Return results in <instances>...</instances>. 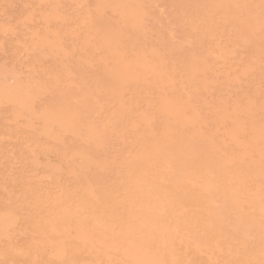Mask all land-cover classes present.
Instances as JSON below:
<instances>
[{
    "label": "bare ground",
    "instance_id": "obj_1",
    "mask_svg": "<svg viewBox=\"0 0 264 264\" xmlns=\"http://www.w3.org/2000/svg\"><path fill=\"white\" fill-rule=\"evenodd\" d=\"M59 1L60 0H58L57 3ZM166 1L169 2V0ZM173 1L175 3L174 5L178 6V8L182 11L189 10V5L195 6V8H201L203 5V8L205 6L207 8L209 2L210 4H213L214 1L216 3L221 2L223 5L222 7L225 8V14H227L226 11H229L228 13H230L236 9L243 14L245 29H251L252 27L250 25H254L253 30L247 31L243 36H240L239 41L242 42L243 48L247 46L249 49L250 46V48L254 49L258 54L260 50H264V0L253 1L257 2L259 5L256 6L258 7L257 11L252 10L253 13L251 10H249L253 4L251 0H239V3L238 0ZM94 2L96 11L95 17L96 15L101 17L102 15L107 16V14L104 15L103 13L104 8L112 10L116 13H114V16L117 15L114 20L116 21L119 19L120 22L123 21L125 27L127 26L133 31L132 33H134V37L143 36L144 31H146L145 29L148 27V25L150 26V24L145 21L148 24L146 27L144 20L145 17L148 16L147 14L150 12L149 7L153 3V0H96ZM14 4L15 3L12 2L13 7ZM153 7L158 8V11L161 9L159 6ZM232 7L235 9L232 10ZM175 9L172 8V10ZM162 10H164V8ZM167 10L170 11V9ZM208 10L209 9L205 11ZM41 12L42 10L40 13ZM208 12L206 13L209 15L210 13ZM57 14L58 13H56V10L53 8V10H50V12H44L38 15H42L43 18L44 16H47L48 18L50 15L53 18L58 17ZM162 15L163 13H161V16ZM172 15L174 16V14L171 13V16ZM32 16H34V14H32ZM29 17L28 19L30 20ZM82 17L83 20L86 21L87 18L85 19L84 16ZM211 17L212 16H210V18ZM35 18H37V16H35ZM89 18L90 16L88 19ZM152 18L153 17L149 19V22H152ZM194 18L196 19L197 17ZM204 18L206 22V16ZM224 19H226V17H224ZM25 20L27 21V19H24V21ZM114 20H110L109 18V20H106V22L99 21L98 25H100V29L97 40H99L101 44L100 47L104 53H102V56H98V64L95 63L96 60L94 61L95 66L92 64L94 68L91 66V59L90 66H88L89 64L87 62L86 64L88 65L85 66H83L85 63H83V65L80 63V73L82 74V71L85 72V70H88L91 72V79L86 76V72L88 71L83 74H86L85 76L78 75L76 82H78L79 78L82 86L80 85L78 88H75V86L73 88L72 84L74 82L72 81L70 88L72 87L75 90H72V88L69 90L65 88V86L62 87L60 83V80L63 82V80H66V78L72 76L75 77L77 73L76 72L73 74L74 72L72 68L70 67V70V68L64 64L66 62H64L60 56L58 58L59 61H57L60 62L59 74L55 76L53 73L52 75L54 76H52L50 80L43 77L47 75L39 76L41 73L43 74V70L41 73H39L38 77L33 75L36 76V79L33 77H24L23 79L20 76L22 72L19 73L21 70L19 68L18 70L20 71L16 70L17 66H15L14 69L9 64L8 65L11 67H7L4 64V61L3 63L0 62V103H3L8 107L10 116L8 113L6 114L9 116V119L11 118V120H14L15 123L18 122V126L21 124L20 126L27 128L25 130L29 129L27 132L30 133L28 135H31L29 138L31 142L29 143L27 141L28 144L24 143V146L25 144L26 146L23 150L26 151L28 158H26V166L23 164V169L20 170V173L18 174L11 172L12 170L9 167L10 165L8 166L5 164L9 167L6 170L1 169L3 166H0V187L6 189V191L4 190V194H0V242L2 243H0V258H13L15 256L14 253L16 250H25L26 253L30 249H33L35 253L33 254L35 256H33V260L37 257V259L42 261V264H191L192 260L195 261L196 264H203L202 261L205 262V264H214L215 261H220L222 264H264V101H262L264 99H261L263 103L261 102L262 104L260 105L258 104L259 102H256L259 105L258 106L256 104V106L259 108V112L261 114L263 113L261 117H257L255 115L257 112L254 115L252 113L248 114L246 111L251 110V107L248 105L245 107L246 105L243 104L244 102L241 104L237 103L240 106L242 105L240 109L246 108L244 112L250 115V117L248 116L249 119L247 118V120H249L248 124L250 125L248 129H251L253 138L251 140L250 136L247 137L249 143L248 147L245 146L243 141L239 142L238 133L243 131L242 127H244V125L243 123L241 124V117L237 118V120H234L235 122L232 123V127L229 132L232 137L229 136V138H233L234 145L240 146L241 151L238 149L240 153H237V150L233 151L229 148H226L222 144L218 143L216 139L213 141L211 139L212 136H208L211 133L207 134V132H204V134L202 132L203 129L200 131L199 128L201 127H197V124H199L200 120H202V117L200 118L197 115H201L203 113L201 110L202 113L199 114L201 107L198 109V107L196 108L195 106V108L190 110V106L193 107V105L190 103L187 105V102H185L184 99L181 100L180 97L178 100L179 92L177 94L176 92L173 94V96L177 95V99H175V96V98H172L173 96L171 93L170 96H172V100L163 99L161 103H158V107H156V105H153L154 107L151 106L154 109L156 107V110L152 108L151 112H144L141 110L139 113H133L135 112V109L131 107L132 103H130V105L128 102H124L125 100L123 97L126 99V96L122 94L124 87L128 85V83L129 85L130 83L133 85V83L136 82H138L137 84H142L140 81L143 80L145 75L148 73H150L149 75H152L151 77H153L154 70L150 64H148L150 61L147 62V56H152L154 60L160 61L162 57H159V55H162V50L165 49V51L167 50L168 52L175 54L178 51L175 52L174 49H182L181 52L179 51L180 54L178 56L181 58L180 60H182V63L183 60H186V65L184 64V66L180 63L179 65H181V67L184 66L186 70V77H189V79H186L185 77L187 81L184 82V84L190 82V85L194 88V90L198 89L197 87L195 88V86L199 85L201 86L199 87V90H204L203 93H205L210 89L208 88L209 86H207L208 82L207 84L204 83V79L206 80L204 74L207 73L208 65L210 63L209 58H211L210 56H212V54L216 56L215 53L217 52H213L215 47L209 43L211 42V38L207 43V46H204V42H207L209 38H207V40L205 39L206 41L201 39V43L203 40L204 45L202 46L201 44V46L199 45L200 47H198V44L193 45L191 43V35L189 37V35H187L188 33L183 34L184 42H188L192 47L188 43H186L187 46L183 43L185 46L183 47L182 43L177 44L176 42V44L171 42V44L173 43L174 45L170 44L168 46V43H164L165 40H161L162 31H160V28H152L153 30H156V37H153L155 40H151L152 43H146L147 40L149 41L150 37L148 39L146 37L147 40H144V38L143 41L145 42H142L146 43L144 48L141 46L142 49L140 48V51L137 50L136 52H132V54L128 53V55L125 53V51H127L126 49L129 48L125 49L124 47V42L126 43V41L122 42L124 36H127L124 34L126 31L125 27H122L124 31L121 30V28L118 27L119 23H116L117 21L115 22ZM176 20L178 21V18ZM186 20L184 22H186ZM43 21L45 23L47 19ZM0 22L2 21L0 20ZM168 22L170 23V21ZM192 23L195 22L192 21ZM184 24L186 23H183V25ZM96 25L93 27L98 26ZM198 25L200 26V24ZM89 26H91V23ZM214 26H212L211 30ZM0 27L2 26L0 25ZM65 27H69V25ZM74 27H76L75 24ZM209 27H202L200 33L202 34L203 32V35H201L198 31L197 32L203 37L206 35L205 33ZM164 28L166 29V27ZM1 29L2 28H0V30ZM152 29L150 30L151 32ZM187 29H185V31ZM49 30H51V27ZM89 30L91 31V29ZM69 31L71 32V29ZM93 33L95 34V32ZM148 33L146 36H150ZM166 33L170 35L169 32ZM17 34L20 35V33ZM34 34H36L35 31ZM56 34H54L52 31L51 34L43 33L41 36H39V34H37L38 36L36 35L37 37L34 42V47L39 50V56L45 58L47 55L49 57L52 55L54 60V57H56L59 53H62L61 57L63 56L64 59L70 57L69 54V57H64V53H67V51L69 52V50L64 51L65 48L62 49L64 44L62 45L61 43L64 42L61 41L65 38V36L60 37V39L62 38L60 41ZM213 36L215 37L216 33ZM164 37L167 38L166 34ZM256 37L258 40H256ZM84 38L86 37L84 36ZM195 39H197V37H195ZM88 40H85L84 42L88 44ZM129 40L130 39H128V41ZM2 41H5V39H2ZM181 41H183V39H180V42ZM197 41L199 43V40ZM236 42L237 41H235V43ZM89 44L91 43L89 42ZM89 44L86 46L89 47ZM92 44L93 47H90L94 48V41ZM216 45L219 46L220 44L218 45L217 43ZM134 46L136 48V45ZM128 47H130V45ZM222 47L224 48L225 46ZM133 48L134 47L129 50H132ZM224 49H226V47ZM92 50L90 55L93 53ZM2 51L3 50H1V52ZM90 55L88 54L87 57L89 58ZM175 55L171 56L174 58ZM217 55L219 57H216L219 58L220 61L221 55L219 53H217ZM94 56H96L95 53ZM254 57L255 56H253V58ZM212 58L214 59V56H212ZM56 60L57 59H55V61ZM248 61L253 62V60ZM11 62L10 64H12ZM78 62H76V65H78ZM249 62H247V65L250 64ZM261 62L264 64V60ZM259 63L255 64L253 62L252 64L256 66L260 65ZM29 65L27 66L29 67ZM56 65L58 64L56 63ZM31 66L35 67L34 64ZM83 67L84 70H82ZM181 67L179 69H181ZM244 67H242V71L245 73ZM80 68L78 67L77 69L79 70ZM173 68L175 67L173 66ZM184 68L182 67L183 70ZM247 68L248 67H246V69ZM179 69H177L178 72L180 71ZM34 70L37 71L36 69ZM162 70L164 71V69ZM168 70L167 72H169ZM255 70L256 67L254 72ZM31 71V74L29 75L32 76ZM52 71L53 70H51V72ZM46 72L49 75L50 71L48 70ZM184 72L185 71H180L181 74L183 73L185 75ZM59 75H63V79L58 78V80L57 76L60 77ZM159 75L162 77L161 74ZM253 75L255 74L253 73ZM79 76H83L89 80L87 79L86 81V79L84 80L82 79L83 77L80 78ZM179 76L182 78V80L184 79L180 74ZM49 77L50 76H48V78ZM74 77H72V79ZM180 77L179 79H181ZM174 78L177 79L176 76ZM259 78H261V76ZM229 81L227 80V82ZM68 82H70V80ZM149 82H151L153 85L152 81ZM235 82L237 83V81ZM159 83H161V81ZM167 83L169 84V82ZM161 84H164V82ZM173 84L174 83L172 82V86L175 85ZM67 86L68 85H66V87ZM140 86L139 87L142 88L143 84ZM222 86H225V84ZM152 87H154V85ZM191 90L188 89L190 92ZM199 90L198 92H200ZM225 90L227 91L226 88ZM145 92L147 94V91ZM140 94L141 92H139V95ZM224 94L222 96H224ZM156 95H158V90ZM166 95L168 96V94ZM210 95L212 94L210 93ZM104 96H109L116 104V108L113 106L111 109V114L113 117H111V115L108 113L110 117L107 116L108 119L104 117L106 120L102 117V113L105 111H101L105 108V106L102 108L104 105L103 100L105 101ZM133 96V100H135V95ZM133 96L131 98H133ZM167 96L162 97L167 98ZM184 97L185 96H183V98ZM108 98L106 99L108 100ZM151 98L154 99L153 101L150 100L154 104L157 98L156 96ZM257 98L256 100H259ZM137 99V103L142 101H140L138 97ZM145 99L147 100V97H145ZM221 99L223 100L225 97ZM221 99H218V101ZM37 100L39 101V105H36L38 102ZM128 100L130 101L129 97ZM186 100H188V97ZM209 102L210 101L208 100V103ZM202 103L204 104V102ZM137 105L134 108H137ZM3 106L2 108H4ZM143 106L145 107V105ZM233 106L240 107L234 104L232 107ZM253 106H255V104ZM109 107H111V105ZM219 107L221 106L219 105ZM138 108H142V106L140 105ZM211 108H214L215 110V108H217L216 104H213ZM226 108L225 110L229 109ZM111 110L109 108L108 112ZM147 110L150 111V109H146V111ZM225 110L224 112L222 110L218 111V114L220 115L218 121L219 123L222 122L225 116ZM235 110L237 111V108H234V112ZM232 112H230V114ZM234 114H236V112ZM237 114L240 116L239 112H237ZM4 116H1L0 118H4ZM226 116L225 119L228 118ZM241 116L243 117L244 115ZM101 117L106 122H104ZM229 119L231 121L232 117H229ZM161 120H164L165 123L158 122ZM5 122L7 121L5 120ZM36 122L38 123V127H35ZM121 123L124 124L125 127L129 126L132 128V130L134 129L133 136L130 134V131V135L128 134L132 137L131 140L129 138L130 144L127 143V141L125 142L127 137L124 135H127L125 134L127 130L123 131L124 128L119 125ZM9 125L11 126L12 124H8V126ZM157 125L159 127H157ZM15 126L17 127V123ZM129 127L127 128L129 129ZM223 128L225 127L223 126ZM246 129H244V133ZM0 130L3 132L2 129ZM19 130H21V128ZM24 133H22L20 136H23ZM244 133L242 135H244ZM10 134L12 133L10 132L9 135ZM249 134L250 133L247 135ZM39 136V143L40 145L45 146V148L42 146V148L39 146H34L37 141V137L39 138ZM13 138L15 137L13 136ZM227 138H225L226 143H228ZM25 139L27 140L26 137ZM19 140L20 139L17 141ZM226 143H224V145ZM51 149L52 151H50ZM235 149L237 148L235 147ZM1 150L2 149H0V151ZM25 151L23 155L25 154ZM242 152L243 154L245 153L244 155H246L247 159L245 156H243V154H241ZM16 155L18 154L16 153ZM20 156L21 155H19V158ZM14 160L15 159H13V161ZM38 175H40V177L55 179H61L64 177L65 184L64 186H60V192L58 191L59 193H57L55 196L48 197L49 195H46V188L38 183L39 181H33V178H37ZM15 228H24L27 232V238L20 241V244H17L16 242L17 238L14 231ZM18 238L20 237L18 236ZM173 239H178L180 242H178L179 245L182 244L181 242L186 243H184L183 250H178L177 247V249L174 247L175 242H172ZM4 245H7L8 249H6ZM77 248L83 252L85 257L80 254L79 250L74 251V249ZM187 249H190L192 253H189V250L187 251ZM203 255L205 260L201 261ZM37 263H39L38 260L36 261V264Z\"/></svg>",
    "mask_w": 264,
    "mask_h": 264
},
{
    "label": "rangeland",
    "instance_id": "obj_2",
    "mask_svg": "<svg viewBox=\"0 0 264 264\" xmlns=\"http://www.w3.org/2000/svg\"><path fill=\"white\" fill-rule=\"evenodd\" d=\"M22 1H23V3H22ZM58 1V0H57ZM57 1L56 0H0V20L2 21V22H0V25L2 26V27H0V28H2L1 30H0V42L2 41V39L4 40L5 39V41H2L1 42V45H0V62L1 63H3V61H4V64L7 66V67H11L12 66V68H14L15 69V66H17V68H16V70H18V68L21 70H18V71H20L19 73H21L20 74V76H21V78H23L24 79V77L25 78H34V79H36V76L38 77V75H39V73H41L42 72V70H43V74L41 73L39 76H43V75H47V76H43L45 79H48V80H50L51 79V77L52 76H56V75H58L59 74V69H60V67H59V64H60V62H57V61H59L58 60V58H59V56H60V58H62V60H64V62H66V63H64V64H66L67 65V67H71L72 68V70H73V74H75L76 72V75H75V77L74 76H72V77H74L73 79H72V77H69V78H66V80H63V82H61V80H60V83H61V85H62V87H64L65 86V88H67V89H71L70 88V84L72 83V81L74 82L72 85H73V88L75 87V88H78V87H80V85H81V83H80V81H79V78H78V82H76L77 80V77H78V75H83L86 71H88V70H85V72L84 71H82L83 73L81 74L80 72V70H81V68H80V63H82V65H83V63H85L83 66H85V65H88V66H90V59H91V61H92V63H91V66H92V64H93V66H95V63H97L98 64V62H97V58H99L100 56H102L103 54L102 53H104L103 52V50H102V48L100 47V42H99V40H97L98 38V34H99V29H100V25H98L99 24V21H103V22H106V20H109V18H110V20L112 19V20H114L116 17H117V15L116 16H114L116 13L115 12H113L112 10H110V9H108V8H104V10H103V13H104V15L105 14H107V16L105 15V16H103L102 15V17L101 16H97L96 15V17H95V14H96V11H95V2L94 1H96V0H60L58 3H57ZM79 1V2H78ZM156 1V2H155ZM173 3H172V2ZM214 1V0H213ZM234 1V0H233ZM241 1H243V0H241ZM253 1H256V0H251V2H253ZM12 2L13 3H17L16 5L14 4V7L12 6ZM7 3H9V4H7ZM20 3H22V4H20ZM27 3V4H26ZM30 3V4H29ZM57 4V6H56V4ZM160 3V4H159ZM162 3V4H161ZM238 3H239V0H238ZM32 4V5H31ZM54 4V5H53ZM94 4V5H93ZM154 4V5H153ZM159 4V5H158ZM175 3H174V1L173 0H169V2L168 1H166V0H164V2H163V0H153V3L150 5V7H149V14H147L148 16L147 17H145V20H144V22L146 21L148 24H150V26L145 22V26L147 27V25H148V29L146 28L145 30L146 31H144V35H145V37H144V35L143 36H135L134 37V33H132L133 31L132 30H130L127 26L125 27V25H124V22L122 23V22H120L119 21V19H117L115 22L116 23H119L118 24V27H120L121 28V30H123L124 31V27H125V32H124V34L125 35H127V36H124V38L126 39H124L123 38V40H122V42H124V41H126V43L124 42V44H125V49L126 48H129V49H131L132 47H134L132 50H129V49H126L127 51H125V53H129V54H132V52H136L137 50H139L140 51V48L142 49V47L144 48V45H146V43H152V41L153 40H155V39H153V37L155 38L156 37V30H153V29H156V28H160V31H162V37H161V40H165L164 41V43H168V46L171 44V42H173L174 44H180V43H182V45H183V43H184V45H186L187 46V44L186 43H188V42H184V35L183 34H186V33H188L187 35H189V37H190V35H191V43L193 44V45H197L198 44V47H200L201 46V44H202V46L204 45V46H207V43L210 41V38H211V42H209L213 47H215L213 50V52L215 53V52H217V53H219L220 55H221V57H220V61H219V58H217V57H219L218 55H217V53H215L216 54V56L215 55H213L212 53V56H214V59L212 58V56H210L211 58H209V60H210V63H209V65H208V69H207V73L206 74H204V76H205V78H206V80L204 79V83H206L207 84V82H208V85L207 86H209L208 88L211 90H209L208 92H205V93H203V91L204 90H199L200 88L199 87H201V86H199V85H197V86H195V88L197 87L198 89H195L194 90V88L193 87H191V83L190 82H188V83H185L184 84V82H186L187 80L186 79H189V77L187 78L186 77V70H185V68H184V66L186 65V60H183V63H182V60H180L181 58L178 56L180 53H179V51L181 52V50L182 49H174V51L175 52H177V53H175V54H172V53H170V52H168L167 50L165 51V49L164 50H162L161 51V54L162 55H159V57L161 56L162 58H161V60L160 61H157V60H154V58L152 57V56H147L146 57V60H147V62L148 61H150L148 64H150V66L153 68V77H151L152 75H149L150 73H148V74H146L145 75V78L143 79V80H141L140 81V83H142L143 84V86H142V88H140L141 86L140 85H142V84H137L138 82H136V83H133V85H132V83H130V85H129V83H128V85H126L125 87H124V91H123V94L122 95H124V96H126V99L123 97V99L125 100L124 102H128L129 104L130 103H132V105H131V107L133 108V109H135V112H133V113H139L141 110H143L144 112H151L152 111V108L156 105V107H158L157 105H159L158 103H161V101L164 99V100H172L171 99V97L173 96V94H175V92H176V94L179 92V96H178V100H179V97L181 98V100L182 99H184L185 100V102H187V105H189V103L191 104V105H193V107L192 106H190L189 108H190V110H192L193 108H195V106H196V108L198 107V109L200 108V111H199V114H201L202 113V111H203V113L201 114V115H197L198 117H202L201 119L202 120H204V121H202V120H200V122H199V124H197V127H201V128H199L200 129V131L202 130V132L204 133H206L207 132V134H210V135H208V136H212L211 137V139L214 141L215 139H216V141L218 142V143H220V144H222L223 146H225L226 148H229V149H231V150H233V151H238L237 153H240V151H241V148H240V146H238V145H234L233 144V138H229V136L230 137H232L231 135H230V129H231V127H232V123L233 122H235L234 120H237V118H240L241 119V124L243 123V125H244V127H242V129H243V131L242 132H240V133H238V138H239V142H244V144H245V146L246 147H248V136H250L251 138V140L253 139L252 138V131H251V129H248L249 128V120H247V118L249 119V117H250V115H248L249 113L251 114H255L256 112V116L257 117H261L262 116V114L259 112V108L256 106V102H259L258 104L260 105V104H262L263 102L262 101H264V100H262L261 101V99H264V64L261 62V61H263L264 60V50H260L259 51V54L258 53H256L255 52V50L254 49H251L250 48V46H249V49H248V47L247 46H245L244 48H243V45H242V42L241 41H239V39H240V36H243L247 31H250V30H253V27H254V25L252 24V25H250L252 28L251 29H245L244 28V18H243V14L241 13V12H239V11H237L235 8H233L232 7V10L233 9H235V10H233L232 12H230V13H228L229 11H226L227 12V14H225V8H223L222 6V4H221V2L220 3H216L215 1L213 2V4L211 3L210 4V2H209V7L211 8V10H210V8L208 7V5H207V8H206V6L203 8V5L201 6V8L199 9L198 7H196L195 8V6H188V8H190L189 10H187V11H182L181 9H179L178 8V6H176V5H174ZM28 5V6H27ZM31 5V6H30ZM166 5V6H165ZM174 5V6H173ZM219 5V6H218ZM22 8H21V7ZM26 6H27V8H26ZM43 6V7H42ZM93 6V7H92ZM153 6H155V7H157V6H159V8H161L159 11H158V8H154ZM256 6H259L258 5V3L257 2H253V4H252V6H251V8H249V10H253V11H257L258 10V7H256ZM10 7V8H9ZM13 7V8H12ZM19 9H18V8ZM29 7V8H28ZM33 7V8H32ZM56 10V13H58L57 14V16L58 17H53L52 18V16H48V18H47V16H44V18L42 17V15H38V14H42V13H44V12H50V10L52 11L53 10V8ZM153 9H152V8ZM169 7H171V8H169ZM255 7V8H254ZM32 8V9H31ZM94 8V9H93ZM164 8V10H162ZM172 8L173 9H175V10H172ZM9 9V10H8ZM13 9H15V10H13ZM59 9V10H58ZM107 9V10H106ZM148 9V8H147ZM152 9V10H151ZM167 9H170V11L169 10H167ZM204 9V10H203ZM207 9H209L208 11H205V10H207ZM20 10H21V12H20ZM32 10V11H31ZM35 11V13H34V11ZM42 10V12L40 13V11ZM58 10V11H57ZM93 10V11H92ZM192 10V11H191ZM204 12H203V11ZM215 10H216V13H215ZM229 10V9H228ZM7 11V12H6ZM31 11V12H30ZM44 11V12H43ZM90 11V12H89ZM95 11V12H94ZM106 11V12H105ZM107 11H109V12H107ZM153 11V12H152ZM162 11V12H161ZM167 11V12H166ZM179 11V12H178ZM197 11V12H196ZM253 11H252V13H253ZM27 12V13H26ZM30 12V14L28 15V13ZM89 12V13H88ZM163 13V15L161 16V13ZM172 14H174V16L172 15L171 16V13ZM174 12H176V13H174ZM190 12V13H189ZM195 14H197V15H195ZM206 12H208V13H210L209 15L210 16H212L211 18H210V16L206 13ZM7 13V14H6ZM38 13V14H37ZM91 13V14H90ZM93 13V14H92ZM115 13V14H114ZM157 13V14H156ZM200 13V14H199ZM203 13V14H202ZM213 13V14H212ZM32 14H34V16H32ZM37 14V15H36ZM83 14H85V15H83ZM90 14V15H89ZM152 14V15H151ZM159 14V15H158ZM192 14V15H191ZM80 15V16H79ZM176 15H177V17H176ZM202 16V17H200V16ZM224 15V16H223ZM227 15H230V16H227ZM30 16V17H29ZM35 16H37V18H35ZM82 16H84V18L86 19H88V17L90 16V18L87 20L86 19V21L85 20H83V17ZM193 16V17H192ZM206 16V22H205V17ZM208 16V17H207ZM28 17L30 18V20L28 19ZM43 18V20H46L47 19V21H45V23H44V21L42 20V18ZM62 17H63V19H62ZM82 17V18H81ZM94 17V18H93ZM106 17H109V18H106ZM151 17H153L152 19V22H149L150 20L149 19H151ZM165 17V18H164ZM182 17V18H181ZM189 17V18H188ZM194 17H197L196 19L194 18ZM224 17H226V19H224ZM49 18H51V19H49ZM54 18H55V20H54ZM57 18H59V19H57ZM81 18V19H80ZM98 18V19H97ZM178 18V21L176 20ZM200 18V19H199ZM209 18V19H208ZM213 18V19H212ZM24 19H27V21L25 20L24 21ZM31 19H32V21H31ZM79 19H80V22H79ZM94 19H95V21H97V22H95L94 21ZM165 19V20H164ZM180 19H181V21H180ZM183 19V20H182ZM186 20V22H184L185 20ZM189 19V20H188ZM211 19V20H210ZM223 19V20H222ZM56 20H58V21H56ZM60 20V21H59ZM72 20V21H71ZM78 22H77V21ZM155 20H156V22H155ZM175 20V21H174ZM210 20V21H209ZM8 21H9V23H8ZM54 21H55V23H54ZM93 21V22H92ZM155 23H154V22ZM166 21V22H165ZM168 21H170V23L168 22ZM190 21V22H189ZM192 21L193 22H195V23H192ZM201 21V22H200ZM4 22V23H3ZM5 22H7V23H5ZM27 24H26V23ZM33 22V23H32ZM43 22V23H42ZM71 22H73V23H71ZM84 24H83V23ZM204 22V23H203ZM207 22H208V24H210V25H208L207 24ZM213 22V23H212ZM22 23H23V25H22ZM47 23V24H46ZM48 23H50V24H48ZM61 23V24H60ZM70 23V24H69ZM90 23H91V26H89L90 25ZM98 25H96V24ZM153 25H152V24ZM183 23H186V24H184L183 25ZM192 23V24H191ZM206 23V24H205ZM3 24V25H2ZM9 24V25H8ZM56 24V25H55ZM74 24H75V26L76 27H74ZM124 25V26H122V25ZM154 24H157V25H154ZM174 24V25H173ZM178 24V25H177ZM189 24V25H188ZM196 24H197V26H196ZM198 24H200V26L198 25ZM204 24V25H203ZM6 25V26H5ZM26 25H27V27H26ZM49 25V26H48ZM51 25V26H50ZM54 25H55V27H54ZM69 25V27H65V26H68ZM97 26V27H93V26ZM167 25V26H166ZM194 25V26H193ZM205 27V28H207V26L209 27L208 28V30H207V32H209V33H205L206 35L205 36H207V35H209V36H207V37H205V36H200V32H201V29H202V27L203 26ZM214 25H216V26H214ZM4 26V27H3ZM23 26V27H22ZM84 26H87V27H84ZM159 26V27H158ZM169 26V27H168ZM188 27V29H187V27ZM212 26H214L213 27V29L211 30V28H212ZM50 27H51V30H49L50 29ZM61 27V28H60ZM73 27V28H72ZM123 27V28H122ZM150 27V28H149ZM164 27H166V29L164 28ZM184 27V28H183ZM200 27V28H199ZM215 27H216V29H215ZM55 28V29H54ZM83 28V29H82ZM86 28V29H85ZM88 28V29H87ZM153 28V29H152ZM204 28V29H205ZM11 29V30H10ZM46 29V30H45ZM56 29H58V30H56ZM63 29V30H62ZM66 29V30H65ZM71 29V32L69 31ZM86 31H85V30ZM89 29H91V31L89 30ZM128 29V30H127ZM152 29V32L150 31ZM168 29V30H167ZM172 29V30H171ZM178 31H177V30ZM180 29V30H179ZM182 29H183V32H182ZM185 29H187L186 31H185ZM73 30V31H72ZM84 30V31H83ZM94 30V31H93ZM34 31L36 32V34H34ZM45 31V32H44ZM53 31V33L54 34H56L57 35V37H58V39L61 41V39H60V37H63V36H65V38L61 41V42H64V43H61L62 45L64 44V47L62 48V49H64V51L66 50H69V52L67 51V53L65 52L64 53V57H69L68 56V54L70 55V57L69 58H67V59H64L63 58V56L61 57V55H62V53H59L56 57H54V60H53V58H52V55H51V57H49L48 55L45 57V58H43V57H41V56H39V50H37V48L36 47H34L35 46V39H36V37L38 36L37 34H39V36H41V35H43V33H45V34H51V32ZM55 31H57V32H55ZM87 31H88V33H87ZM129 31V32H128ZM192 31V32H191ZM200 33H198V32ZM217 31V32H216ZM223 31V32H222ZM15 32V33H14ZM20 33V35L19 34H17V33ZM33 32V33H32ZM74 32H76V33H74ZM82 32V33H81ZM85 32V33H84ZM90 32V33H89ZM93 32H95V34L93 33ZM148 32H150V33H148ZM166 32H169L170 33V35L169 34H167ZM174 34H173V33ZM182 32V33H181ZM195 32V33H194ZM212 32V33H211ZM61 33V34H60ZM129 33H131V34H129ZM147 33L148 34H150V36L148 35V36H146L147 35ZM176 33H179V34H176ZM194 33V34H193ZM216 33V36L214 37L213 35ZM31 34H32V37H31ZM68 34V35H67ZM132 34H133V36H132ZM152 34V35H151ZM165 34H166V36H167V38L166 37H164L165 36ZM173 34V35H172ZM181 34V35H180ZM5 35V36H4ZM37 35V36H36ZM72 35V36H71ZM79 35V36H78ZM88 35V36H87ZM179 35V36H178ZM195 35V36H194ZM198 35H199V37H198ZM201 35H203V32H202V34ZM8 36V37H7ZM20 36V37H19ZM78 36V37H77ZM84 36L87 38H84ZM96 36V37H95ZM130 38H129V37ZM213 36V37H212ZM222 36V37H221ZM3 37V38H2ZM20 39H19V38ZM70 37V38H69ZM134 37V38H133ZM146 37H147V39L149 38V41L146 39ZM176 37V38H175ZM180 37V38H179ZM194 39H193V38ZM195 37H197V39H195ZM201 37V38H200ZM218 37V38H217ZM69 38V39H68ZM88 38H89V40H88ZM131 38H132V40H131ZM145 38V39H144ZM207 38H209V40L207 41V42H204V41H206L207 40ZM212 38H213V40H212ZM18 41H16V40ZM82 39H84V40H82ZM96 39V40H95ZM128 39H130L129 41H128ZM137 39H139V40H137ZM143 39L144 40H147L146 41V43H142V42H145V41H143ZM173 39H175V40H173ZM176 39H177V41H176ZM179 39V40H178ZM180 39L182 40L183 39V41H181L180 42ZM201 39H203L202 40V43H201ZM206 39V40H205ZM215 39H217V40H215ZM59 40H58V42H59ZM85 40H88V44H89V42L91 43V44H89V47L88 46H86V45H88L86 42H84ZM91 40H92V42L94 41V44H95V46H94V48H91L90 46H92L93 44H92V42H91ZM152 40V41H151ZM173 40V41H172ZM197 40H199V43H198V41ZM256 40H258V38L256 37ZM81 41V42H80ZM131 41V42H130ZM151 41V42H150ZM195 42V43H193V42ZM222 43H221V42ZM235 41H237L236 43H235ZM80 42V43H79ZM97 42V43H96ZM135 42H137V43H135ZM176 42V43H175ZM203 42H204V44H203ZM223 42H224V44H223ZM18 43H19V45H18ZM37 43V42H36ZM77 43V44H76ZM86 43V44H85ZM128 43V44H127ZM130 43V44H129ZM135 43V44H134ZM172 43V44H173ZM214 45H213V44ZM218 43V45L219 46H217L216 44ZM240 43V44H239ZM15 44V45H14ZM84 44H85V46H84ZM98 44H99V48H98ZM127 44V45H126ZM138 44V45H137ZM142 44V45H141ZM171 44V45H172ZM173 44V45H174ZM189 44V43H188ZM234 44V45H233ZM28 45H29V48H28ZM32 45V46H31ZM81 45V46H80ZM130 45V47H128ZM134 45H136V48H138V49H136L135 48V46ZM183 45V47H185ZM190 45V44H189ZM188 45V46H189ZM200 45V46H199ZM4 46V47H3ZM80 46V47H79ZM142 46V47H141ZM191 46V45H190ZM222 46H225L226 47V49H224ZM3 47V48H2ZM31 47V48H30ZM34 47V48H33ZM83 47H84V49H83ZM93 47V46H92ZM192 47V46H191ZM217 47H219V48H217ZM221 47V48H220ZM5 48V49H4ZM33 48V49H32ZM68 48V49H67ZM243 48V49H242ZM7 49V50H6ZM10 49V50H9ZM13 49V50H12ZM78 49V50H77ZM90 49V50H89ZM93 49V50H92ZM222 49V50H221ZM248 49V50H247ZM250 49H251V51H250ZM1 50H3L2 52H1ZM86 50H87V52H86ZM91 50L93 51V53H91V55H90V52H91ZM95 50V51H94ZM99 50V51H98ZM102 50V51H101ZM221 50V51H220ZM13 52V54H12V52ZM77 51H78V53H77ZM83 51V52H82ZM85 51V52H84ZM97 51V52H96ZM129 51H131V52H129ZM164 51V52H163ZM173 51V52H174ZM254 51V52H253ZM4 52V53H3ZM6 52V53H5ZM249 52V53H248ZM253 52V53H252ZM94 53H95V55L96 56H94ZM97 53H99V54H97ZM169 53V54H168ZM224 53V54H223ZM8 54V55H7ZM88 54L90 55L89 56V58L87 57L88 56ZM128 54V55H129ZM182 54V53H181ZM255 56L254 58H253V56ZM261 54H263V55H261ZM13 55H14V57H13ZM93 55V56H92ZM164 55H166V56H164ZM170 55V56H169ZM171 55H175L174 56V58H173V56H171ZM257 55V56H256ZM9 56H12V57H9ZM99 56V57H98ZM247 56V57H246ZM258 56H259V58H258ZM83 57V58H82ZM182 57V56H181ZM223 57V58H222ZM225 57V58H224ZM261 57V58H260ZM4 60H3V59ZM8 58V59H7ZM12 58V59H11ZM40 58V59H39ZM77 60H76V59ZM86 58H88V59H86ZM93 58H94V60H93ZM152 58V59H151ZM166 58V59H165ZM170 58V59H169ZM222 58V59H221ZM242 58V59H241ZM252 58V59H251ZM12 60V62H11V60ZM14 59V60H13ZM39 59V60H38ZM46 59V60H45ZM55 59H57L56 61H55ZM85 61H83V60ZM176 59V60H175ZM217 59V60H216ZM259 59V60H258ZM72 60V61H71ZM74 60V61H73ZM78 60H79V62H78ZM96 60V61H95ZM153 60V61H152ZM172 62H171V61ZM212 60V61H211ZM245 61V63H244V61ZM248 60H253V62L255 63V64H258L259 62V64L261 65V68H260V65H253L252 63V61L251 62H249ZM261 60V61H260ZM14 61V62H13ZM48 61V62H47ZM51 61H53V62H51ZM82 61V62H81ZM89 61V62H88ZM94 61H95V63H94ZM161 61H162V63H163V65L165 66V68H164V66L162 65V63H161ZM215 61V62H214ZM256 61V62H255ZM10 62L12 63V64H10ZM32 62V63H31ZM76 62H78V65H76ZM86 62L88 63V64H86ZM169 62V63H168ZM173 62H175V63H173ZM247 62H249L250 64L249 65H247L248 63ZM7 63V64H6ZM52 63H53V65H52ZM56 63L58 64V65H56ZM74 63H75V65H76V67H75V65H74ZM160 63V64H159ZM172 63V64H171ZM179 63L181 64V65H184V66H182L183 68H184V70L182 69V67H181V65H179ZM215 63V64H214ZM262 63V64H261ZM11 65V66H9V65ZM24 64V65H23ZM30 64V65H29ZM35 65V67L34 66H31V65ZM38 64V65H37ZM71 64H73V65H71ZM211 64H212V67H211ZM242 64V65H241ZM27 65H29V67L27 66ZM70 65V66H69ZM161 65H162V67H161ZM168 65V66H167ZM59 68H58V67ZM73 66V67H72ZM92 66V68H94ZM157 66V67H156ZM173 66L175 67V68H173ZM215 66V67H214ZM245 66V67H244ZM249 66H250V68H252V69H250L249 68ZM37 67V68H36ZM39 67V68H38ZM54 67V68H53ZM80 68L79 70L77 69V68ZM167 67V68H166ZM181 67V69H179ZM211 67V68H210ZM214 67V68H213ZM242 67H244L245 68V73L242 71L243 70V68ZM246 67H248L247 69H250V70H247L246 69ZM254 67V68H253ZM255 67H256V70H255V72H254V69H255ZM23 68V69H22ZM52 68V69H51ZM71 68H70V70H71ZM168 68H169V70H168ZM171 68V69H170ZM261 70H260V69ZM31 69H32V71H31ZM34 69H36L37 71H35ZM162 69H164V71L162 70ZM177 69H179L181 72H183V71H185L184 73H185V75L182 73H180V71L178 72L177 71ZM23 70H24V72H23ZM27 70V71H26ZM40 72H39V71ZM45 70V71H44ZM50 71V73H49V75L47 74V72L46 71ZM51 70H53L52 72H51ZM56 70V71H55ZM82 70H84V67L82 68ZM167 70L169 71V72H167ZM174 70V71H173ZM251 70H253V71H251ZM263 70V71H262ZM26 71V72H25ZM30 71L32 72V76L31 75H29V74H31L30 73ZM33 71H34V74H33ZM79 71V72H78ZM160 71V72H159ZM175 71H176V73H175ZM37 72H38V74H37ZM45 72V73H44ZM166 72H167V74H166ZM173 72V73H172ZM209 72H211V73H209ZM246 72H248V73H246ZM249 72H252V73H249ZM263 72V73H262ZM25 73V74H24ZM54 73V75H52ZM87 73V77H89V79H91L90 77H91V72H86ZM88 73H89V76H88ZM172 73V74H171ZM174 73H175V75H174ZM184 78L183 80H182V78L179 76V74ZM244 73V74H243ZM253 73L255 74V75H253ZM257 73V74H256ZM261 75H260V74ZM157 74V75H156ZM159 74H161L162 75V77L159 75ZM210 74H212V75H209ZM248 74V75H247ZM22 75H23V77H22ZM26 75V76H25ZM33 75H36V76H33ZM85 75H83V76H85ZM171 75H173V76H171ZM229 75H230V77H229ZM244 75V76H243ZM48 76H50L49 78H48ZM60 76V75H59ZM63 76V75H62ZM62 76H60V77H58L57 76V79L58 78H62ZM79 76V77H80ZM82 76V77H83ZM159 76V77H158ZM165 76V77H164ZM171 76V77H170ZM177 77V79H175L174 77ZM202 76V75H201ZM208 76V77H207ZM213 76V77H212ZM241 76V77H240ZM261 76V78H259ZM82 77H80V78H82ZM161 77V78H160ZM179 77L181 78V79H179ZM185 77H186V79H185ZM212 78V79H210V78ZM234 77V78H233ZM156 78V79H155ZM56 79V80H57ZM63 79V78H62ZM82 79H86V81H87V79L88 78H82ZM88 79V80H89ZM145 79H146V81H145ZM151 79V80H150ZM154 80V82H153V80ZM208 79H210V80H208ZM232 79V80H231ZM236 79V80H235ZM263 81H262V80ZM55 80V81H56ZM59 80V79H58ZM57 80V81H58ZM70 80V82H68ZM161 81V83H163L164 82V84H161V83H159L160 81ZM165 80V81H164ZM171 80V81H170ZM177 80V81H176ZM182 80V81H181ZM185 80V81H184ZM217 82H216V81ZM227 80L229 81V80H231V81H229V82H227ZM233 80H234V82H233ZM149 81H152V83H153V85H154V87H155V89H154V87H152L153 85L151 84V82H149ZM156 81H157V83H156ZM206 81V82H205ZM210 81V82H209ZM214 81H215V83H214ZM235 81H237V83L235 82ZM239 81V82H238ZM66 82V83H65ZM67 82H68V84H67ZM167 82H169V84L167 83ZM172 82L175 84H173L174 86H172ZM219 82H224L223 84H225V86H222L223 84L222 83H219ZM226 82V83H225ZM65 84V85H64ZM76 84V85H75ZM145 84V85H144ZM146 84H147V86H146ZM182 84V85H181ZM211 84V85H210ZM212 84H215L216 85V87H215V85H212ZM219 84V85H218ZM227 84V85H226ZM235 84H237V85H235ZM239 84V85H238ZM66 85H68L67 87H66ZM136 85V86H135ZM158 87H156V86ZM159 85H160V87H159ZM82 86V85H81ZM140 86V87H139ZM146 88H145V87ZM189 88H188V87ZM211 86V87H210ZM128 87V88H127ZM149 87H151V88H153V89H151V88H149ZM223 87V88H222ZM72 88V90H75V89H73ZM125 88H127V89H125ZM134 88V89H133ZM172 88H173V90H175V91H173L172 90ZM211 88H213V89H211ZM215 88H216V90H215ZM225 88L227 89V91L225 90ZM131 89V90H130ZM137 89H138V91H137ZM141 89H142V91H141ZM144 89V90H143ZM151 89V90H150ZM158 90V95H156L157 94V90ZM160 89H161V91H160ZM169 89V90H168ZM178 89V90H177ZM188 89L189 90H191V89H193V90H191V92L190 91H188ZM221 89V90H220ZM253 89H255V90H253ZM134 90V91H133ZM198 90L200 91V92H198ZM215 90V91H214ZM224 90V91H223ZM229 90V91H228ZM258 90V91H257ZM132 91H133V94H132ZM145 91H147V94H146V92ZM156 91V92H155ZM193 91H195V92H193ZM222 91H223V93H222ZM254 91H256V92H254ZM136 92V93H135ZM139 92H141V94L140 95H142V96H140L139 95ZM151 92V93H150ZM163 92H164V94H163ZM182 92V93H181ZM212 94V95H210V93ZM263 92V93H262ZM126 93V94H125ZM145 93V94H144ZM154 93H156V94H154ZM172 93V94H171ZM184 93V94H183ZM187 93H188V95H187ZM194 93V94H193ZM206 93H207V95H206ZM224 93H227V94H224ZM249 93V94H248ZM255 93V94H254ZM258 93V94H257ZM150 94V95H149ZM166 94H168V96L166 95ZM170 94L172 95V96H170ZM209 94V95H208ZM224 94V96H222ZM247 94V95H246ZM133 95H135V100H133L134 99V96ZM144 95V96H143ZM147 95V96H146ZM154 95V96H153ZM194 95V96H193ZM220 95V96H219ZM259 95V96H258ZM133 96V98H131ZM139 98V100L142 102V104H141V102L140 101H138V102H140V103H137V97ZM150 96V97H149ZM156 96V98H157V100H155L156 102H154V104H153V100L154 99H152L151 97H155ZM166 97L167 96V98H163V97ZM170 96V97H169ZM175 97L177 96V95H174ZM172 97V98H175V97ZM183 96H185L184 98H183ZM188 97V100H186L187 99V97ZM199 96V97H198ZM212 96V97H211ZM228 96V97H227ZM244 96V97H243ZM251 96V97H250ZM109 96H104V99H105V101L103 100V106H102V108H104V106H105V108H107V109H102L101 111L103 112V111H105V112H103L102 113V117L104 118V117H106V119H108L107 118V116L108 117H110L109 115H111V117H113L112 116V108H113V106H114V108H116V104L114 103V101L110 98H108ZM128 97H129V99H130V101L128 100ZM145 97H147V100L145 99ZM195 97V98H194ZM209 97V98H208ZM225 97V99H221V98H224ZM243 97V98H242ZM258 97V98H257ZM261 97H263V98H261ZM106 98H108V100L106 99ZM144 100H143V99ZM155 98V99H156ZM168 98H170V99H168ZM205 98V99H204ZM206 98H208V99H206ZM212 98V99H211ZM213 98H215V99H213ZM216 98H218V99H221V100H219L218 101V99H216ZM227 98V99H226ZM256 98L257 99H259V100H256ZM175 99H177V97L175 98ZM190 99V100H189ZM204 99V100H203ZM211 99V100H210ZM255 100V101H253V100ZM150 100H152V101H149ZM208 100L211 102H209L208 103ZM213 100V101H212ZM227 100V101H226ZM38 101V100H37ZM134 101V102H133ZM136 101V102H135ZM200 101H202V102H204V104L202 103V102H200ZM250 101V102H249ZM252 101H253V103H252ZM41 102V101H40ZM104 102H106V103H104ZM109 102H110V104H109ZM199 102H200V104H199ZM216 102H218V103H216ZM244 102V103H243ZM247 102V103H246ZM262 102V103H261ZM113 105H112V104ZM145 103V104H144ZM227 103V104H226ZM237 103H239V104H241V103H243V104H245L246 106L245 107H247V105L249 106V107H251V110H247L246 112L248 113H246V112H244V110H246V108L245 109H240L241 108V106L239 105V104H237ZM250 103V104H249ZM106 104V105H105ZM108 104H109V106L111 105V107H109L108 106ZM135 104V105H134ZM137 104H139V105H137ZM210 105V108H209V105ZM213 104H216V106H217V108H215V110H214V108L212 109L211 108V106L213 105ZM225 104V105H224ZM236 105V106H240V107H235V106H233L232 107V105ZM255 104V106H253ZM257 104V105H258ZM4 105V106H3ZM36 105H39V101L37 102V104ZM126 105H128V104H126ZM130 105H128V106H130ZM134 105V106H133ZM136 105H137V108H134V107H136ZM140 105L142 106V108H138V107H140ZM143 105H145V107L143 106ZM154 105V106H153ZM197 105H199V106H197ZM219 105L221 106V107H219ZM224 105V106H223ZM229 105H230V107H229ZM258 105V106H259ZM2 106L4 107V108H2ZM151 106H153V107H151ZM203 106H205V107H203ZM227 108H226V107ZM36 107H38V106H36ZM110 108V112H108L109 111V108ZM147 107H151V108H147ZM155 107V109L154 110H156L157 108ZM204 109H203V108ZM224 109H223V108ZM0 108H2V109H0V117L2 116H4V114H5V116H4V118H0V129H2L3 130V132L5 133V135H4V133L0 130V135H1V137H0V149H2L1 151L3 152H1L0 151V162H1V164H0V166H3V167H1V169H7V168H9L10 167V169L12 170L11 172H15V173H20V170L21 169H23V164L26 166V163H27V161H26V158H28L27 157V153H26V151L25 150H23L24 149V147L26 146V144H28V142L30 143L31 141H30V136L31 135H28V134H30L29 132H27L28 130H25V129H27V128H24V127H22V126H20L21 124H20V122H19V126H18V122H16L17 123V127L15 126V121L14 120H11V118L9 119V109H8V107L5 105V104H1L0 103ZM220 108H222V109H220ZM225 108L226 109H228V110H225ZM234 108L236 109L237 108V111L235 110V112H236V114H234L235 112H234ZM239 108V109H238ZM145 109V110H144ZM146 109H150V111L149 110H147L146 111ZM206 109V110H205ZM211 111H210V110ZM195 110V109H194ZM202 110V111H201ZM205 110V111H204ZM223 111L224 112V110L226 111V112H229V113H226L225 112V116L226 117H228V118H226L225 119V116H224V118H223V120H222V122L221 123H219L218 121H219V114H218V111ZM231 110V111H230ZM232 110H233V112H232ZM239 110V111H238ZM255 112H254V111ZM257 110V111H256ZM3 113H2V112ZM138 111V112H137ZM142 111V112H143ZM214 112V113H213ZM230 112H232L231 114H232V116H231V114H230ZM237 112H239V115L240 116H238V114H237ZM240 112H243V113H240ZM6 113H8V115L6 114ZM108 113H109V115H108ZM258 113H260V114H258ZM3 114V115H2ZM217 116H216V115ZM247 114V115H246ZM161 115V114H160ZM203 115V116H202ZM241 115H244L243 117L241 116ZM7 116V117H6ZM214 116V117H213ZM246 116V117H245ZM249 116V117H248ZM101 117V118H102ZM161 117V116H160ZM210 117H211V119H210ZM229 117L231 118L232 117V119H231V121H230V119H229ZM245 117V118H244ZM9 120H8V119ZM102 118V119H103ZM209 118V119H208ZM236 118V119H235ZM7 121V122H5V120ZM99 119V118H98ZM101 119V120H102ZM105 119V118H104ZM103 119V121L104 122H106L105 120ZM208 119V120H207ZM214 119V120H213ZM218 119V120H217ZM229 119V120H228ZM243 119V120H242ZM246 119V120H245ZM3 120V121H2ZM8 121H9V123H8ZM12 121H14V122H12ZM167 121V120H166ZM213 121H215V122H213ZM227 121V122H226ZM230 121V122H229ZM12 122V123H11ZM159 123H161V122H164L165 123V121L164 120H161V121H158ZM209 122V123H208ZM218 122V123H217ZM227 123V124H226ZM230 123V124H229ZM245 123V124H244ZM248 125H247V124ZM8 124H12L14 127H15V129H14V127H13V129L11 130V126L9 125L8 126ZM202 124V125H201ZM208 124V125H207ZM8 127H7V126ZM121 127H123L124 129H123V131L124 130H127V132H125V134H127V135H124V136H126L127 138L125 139V142L127 141V143H129V138H130V140L132 139V137L131 136H129L130 134L133 136V134H134V129L132 130V128H130L129 126H126L125 127V125L124 124H119ZM124 125V126H123ZM201 125V126H200ZM231 125V126H230ZM223 126L225 127V128H227V129H225V128H223ZM227 126V127H226ZM11 127V128H10ZM19 127V128H18ZM35 127H38V123L36 122V124H35ZM127 127H129V129L127 128ZM157 127H159L158 125H157ZM246 127H247V129H246ZM6 130H5V129ZM21 128V130H19ZM22 128H23V131L25 132H23L22 131ZM205 128H206V130H205ZM208 128V129H207ZM210 128V129H209ZM223 128V129H222ZM222 129V130H221ZM244 129H246V131H245V133H244ZM18 130H19V132H21V133H19L18 132ZM222 131V133H225V131H226V133L228 134H222L221 133V131ZM225 130V131H224ZM250 132H249V131ZM14 131H17V132H14ZM131 133H130V132ZM12 133V134H10L9 135V133ZM26 132H27V135H26ZM133 132V133H132ZM17 135H16V134ZM22 133H24L23 134V136H20ZM130 133V134H129ZM204 133V134H205ZM244 133V135H242ZM248 133H250L249 135H247ZM15 134V135H14ZM129 134V135H128ZM206 134V135H207ZM26 135V136H25ZM7 137V138H5V137ZM13 136L15 137V138H13ZM220 136V137H219ZM10 137V138H9ZM22 137V138H21ZM25 137L27 138V140L25 139ZM227 138V142L228 143H226V139L225 138ZM245 137V138H244ZM1 138H2V145H1ZM17 138V139H16ZM134 138V137H133ZM223 138V139H222ZM18 139H20L19 141H17ZM39 139H40V136H39V138L37 137V141H36V143H35V145L34 146H39L40 148H42V147H44L45 148V146H43V145H40V143H39ZM219 139V140H218ZM222 139V140H221ZM246 139V140H245ZM7 140V141H6ZM9 140V141H8ZM225 140V141H224ZM229 140V141H228ZM24 141H26V142H24ZM28 141V142H27ZM215 141V142H216ZM223 143H222V142ZM247 141V142H246ZM17 142V143H16ZM20 142V143H19ZM38 142V143H37ZM131 142V141H130ZM230 142V143H229ZM5 145H4V144ZM19 143V144H18ZM24 143H26L25 144V146H24ZM224 143H226L225 145H224ZM236 143V142H235ZM6 144H7V146H6ZM11 144H12V146H11ZM130 144V143H129ZM247 144V145H246ZM16 145H18V146H16ZM234 145V146H233ZM42 146V147H41ZM232 146H233V148H232ZM235 147L237 148V149H235ZM46 148H47V146H46ZM3 149H6V150H3ZM240 151H239V150ZM9 152H8V151ZM11 150H13V151H11ZM17 151V152H16ZM23 151V152H22ZM24 151H25V154L23 155V153H24ZM50 151H52V149L50 150ZM5 152V153H4ZM12 152V153H11ZM16 153L18 154V155H16ZM6 154V155H5ZM241 154H243V152L241 153ZM245 154V153H244ZM243 154V156H245V158H246V155H244ZM19 155H21L20 156V158H21V160H20V158H19ZM60 155V154H59ZM4 158H3V157ZM12 156V157H11ZM25 156V157H24ZM11 157V158H10ZM4 160H3V159ZM10 159H11V161H10ZM13 159H15L14 161H13ZM247 159V158H246ZM23 160V161H22ZM260 161V160H259ZM263 161V160H262ZM6 162V163H5ZM9 162V163H8ZM10 165L9 167L8 166H6V165ZM17 165V166H16ZM40 180H39V179ZM43 178V179H42ZM62 180V181H61ZM33 181H35V182H38V183H40L42 186H44L46 189V195L48 196V197H50V196H55L57 193H59L60 192V186H64V184H65V178L63 177V178H61V179H55V178H47V177H40V175H38L37 176V178H33ZM41 181V182H40ZM6 191V189H4V188H2V187H0V194H4L5 193V191ZM59 191V192H58ZM51 192V193H50ZM50 193V194H49ZM23 225L25 226V224L23 223ZM21 229V230H20ZM25 229L24 228H15V233H16V238H17V244H20V241H22V240H25V238H27V236H26V234H27V232H26V230L24 231ZM19 231V232H18ZM24 232V233H23ZM26 232V233H25ZM19 233V234H18ZM22 233V234H21ZM18 236L20 237V238H18ZM177 240V241H176ZM173 239L172 240V242L174 243V247L176 248H178V250H183V248H184V243L183 242H181L182 244V246L181 245H179V241H178V239ZM177 242V243H176ZM179 242V243H178ZM1 243V242H0ZM2 244V243H1ZM177 244H178V246H177ZM186 244V243H185ZM173 245V244H172ZM4 247L6 248V249H8V247H7V245H4ZM16 248V247H15ZM176 248V249H177ZM180 248V249H179ZM77 250H79V248H77V249H74V251H77ZM189 250V251H188ZM80 251V250H79ZM187 251L189 252V253H192L191 251H190V249H187ZM28 252V253H27ZM26 253H25V250L24 251H15V256L13 257V258H0V264H36V261L38 260V262L39 263H37V264H42V261H40L39 259H37V257L35 258V259H37V260H33V254H35L34 253V251H33V249H30L29 251H27ZM31 252H33V253H31ZM32 256H31V255ZM80 254L83 256V257H85L84 256V254H83V252L82 251H80ZM30 255V256H29ZM32 257V258H31ZM35 257V256H34ZM204 257V255L202 256V259H201V261L202 260H205V257ZM11 261V262H10ZM31 262V263H30ZM195 261H193L192 260V262H191V264H196V262L194 263ZM202 263L203 264H205V262H203L202 261ZM214 264H222V262H220V261H215L214 262Z\"/></svg>",
    "mask_w": 264,
    "mask_h": 264
}]
</instances>
